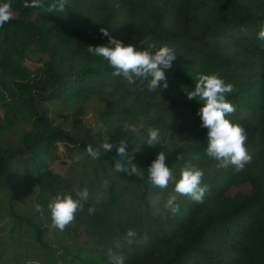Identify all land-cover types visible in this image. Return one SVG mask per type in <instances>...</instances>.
I'll list each match as a JSON object with an SVG mask.
<instances>
[{
	"label": "trees",
	"instance_id": "1",
	"mask_svg": "<svg viewBox=\"0 0 264 264\" xmlns=\"http://www.w3.org/2000/svg\"><path fill=\"white\" fill-rule=\"evenodd\" d=\"M23 3L12 0L13 12L34 19L13 17L0 27L5 127L18 128L24 120L31 128L16 149L3 146L0 133V218L7 212L12 220L0 262L8 261L9 245L19 264L37 260L30 255L38 249L54 264L57 250L46 242L51 226L47 205L57 194L86 187L89 197L72 225L84 230L93 245L62 256L68 264H111L109 249L123 256L124 264H264V40L258 38L264 0H67L64 12L52 13ZM101 28L137 49L151 43L173 47L176 59L165 70L169 87L161 82L153 92L146 87L130 91L122 77L112 75L107 60L87 51L107 45ZM28 61L38 67L31 70ZM200 74H218L233 85L226 98L236 111L228 118L245 129L252 156L239 173L232 166L218 168L206 154L208 129L197 114L204 102L187 96ZM92 99L113 106L103 119L124 130V159L115 148L99 159L87 155V145L98 143L82 134L75 121ZM74 103L79 107L66 115L70 119L57 122L54 108ZM140 118L148 120L138 135L124 127ZM181 119V126L169 128ZM149 127L159 129L160 145L147 144ZM60 144L70 149V159L83 153L81 166L87 170L58 174L54 164L60 160ZM160 151L177 180L189 160L212 176L202 182L208 185L202 204L178 196L179 212L165 207L174 184L152 186L147 170ZM131 157L139 175L114 171L116 160L127 164ZM245 185L249 194L230 195L232 188ZM18 195L32 208L22 209ZM37 204L42 211L35 210ZM89 207L95 208L94 215L88 214ZM130 228L137 233L131 245L125 241Z\"/></svg>",
	"mask_w": 264,
	"mask_h": 264
},
{
	"label": "clouds",
	"instance_id": "2",
	"mask_svg": "<svg viewBox=\"0 0 264 264\" xmlns=\"http://www.w3.org/2000/svg\"><path fill=\"white\" fill-rule=\"evenodd\" d=\"M66 4L67 0H24L23 6L52 13L64 12ZM13 17L12 0H0V27L10 22ZM100 32L108 37L107 45L88 46L87 51L107 60L114 69L112 75L122 77L130 91H144L146 87L149 92H153L161 87V82L164 89L169 87L165 70L171 69L176 59L173 47L164 43L157 48L155 43H151L146 48L137 49L135 45L113 37L106 28H101ZM258 38L264 40V28L259 31ZM196 80L194 90L187 93V96L190 100L199 97V100L204 102V106L197 114L202 120L201 127L208 129L206 154L218 162V168L226 169L232 166L234 171L239 173L251 162L252 156L246 148L248 137L245 129L228 118L236 111L234 105L226 98V94L233 91V85L226 83L218 74H200ZM124 127L133 132L136 130L130 125ZM147 132L149 137L147 144L160 145L159 129L149 127ZM126 147L125 139L118 143H110L108 138L95 147L89 143L86 152L89 157L99 159L102 152L107 153L115 148L117 154L124 159L128 155ZM123 159L116 160L115 172L129 176L140 174L138 167L132 163V157L127 164L123 163ZM178 159H183V156H178ZM166 160L165 151H160L147 169L148 181L152 186L165 189L170 182L174 184L173 193L169 194L165 207L173 214L179 212L178 196H187L193 202L202 204L208 191V185H202L203 171L189 160L181 169L180 178L177 180ZM104 184L106 185L107 181ZM88 197L89 190L86 187L83 190L67 191L52 197L47 205L52 227L63 232L73 223L76 213L84 210V202ZM35 210L42 211L41 205H35ZM87 211L89 215L95 214L94 207H89ZM136 237L137 233L130 228L126 232L125 241L131 245ZM108 256L111 264H124L125 258L116 255L111 249L108 250Z\"/></svg>",
	"mask_w": 264,
	"mask_h": 264
},
{
	"label": "rangeland",
	"instance_id": "3",
	"mask_svg": "<svg viewBox=\"0 0 264 264\" xmlns=\"http://www.w3.org/2000/svg\"><path fill=\"white\" fill-rule=\"evenodd\" d=\"M14 17H23L26 20H32L35 16H20L14 13ZM28 67L31 70H34L38 67V64L33 61H28ZM124 82V80H122ZM79 107V103H74L70 105L57 106L54 108V114L57 117V122L67 121L66 115L72 114V112L76 111ZM85 112L83 115L79 116L75 121V126L79 127L82 134L89 135L93 139H96L98 145L103 143L106 139L109 138V142H117L122 139L124 134V130L121 128H116L114 123L108 120H104L103 116L113 110V106H104L99 104L96 100L92 99L89 102L84 103ZM71 116V115H70ZM7 114L5 110L0 107V133L2 135V144L6 148L16 149L21 145L23 136L27 135L31 128L27 122L23 120V122L19 125L18 128H6ZM146 118H140L136 120L134 124V128L136 129L133 134L138 135L140 133L141 128L145 125ZM169 123V128L172 130L176 127L181 126L184 121L175 120ZM70 149L59 145L58 156L60 160H58L54 164V170L61 175H70L77 174L79 171L87 170V168H82L81 161L85 160L86 157L83 153L75 152L74 158L70 159L69 156H72ZM92 172L91 169H89ZM212 178L211 175L204 173L203 183H208ZM241 191L245 194L250 193V186L245 185L239 188H232L230 190V195L233 196L236 192ZM16 194V193H15ZM14 194V195H15ZM18 201L22 209H30L31 206H27L24 203V199L22 196L18 195ZM26 211V210H25ZM11 218L8 216L7 212H4L0 218V246L1 243L6 244L5 237L8 236L9 229L11 227ZM181 227V225H178ZM88 241H91L90 243ZM46 242L52 248L56 249L57 252L55 254L54 264H68L66 260L68 258H62L65 254L75 253L76 248L83 245H93V241L86 236V233L82 229H77L72 224L68 225L67 228L61 232L56 228H53L52 225L49 227L48 232L46 234ZM0 250L2 248L0 247ZM8 261H1L0 264H19L17 260H15V250L10 249L9 245H7L6 253L4 254ZM37 256V260H34L30 264H52L50 260V255L46 252L41 251L40 249L35 250V252L30 255Z\"/></svg>",
	"mask_w": 264,
	"mask_h": 264
}]
</instances>
